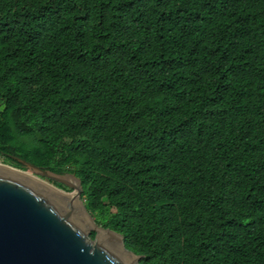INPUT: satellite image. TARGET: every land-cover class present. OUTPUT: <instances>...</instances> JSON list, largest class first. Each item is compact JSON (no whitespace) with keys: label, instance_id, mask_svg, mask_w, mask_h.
Instances as JSON below:
<instances>
[{"label":"trees","instance_id":"16d2710c","mask_svg":"<svg viewBox=\"0 0 264 264\" xmlns=\"http://www.w3.org/2000/svg\"><path fill=\"white\" fill-rule=\"evenodd\" d=\"M10 156L140 264H264V0H0Z\"/></svg>","mask_w":264,"mask_h":264},{"label":"water","instance_id":"95a60500","mask_svg":"<svg viewBox=\"0 0 264 264\" xmlns=\"http://www.w3.org/2000/svg\"><path fill=\"white\" fill-rule=\"evenodd\" d=\"M10 157L26 171L0 167V264H140L121 235L95 224L81 200L79 178Z\"/></svg>","mask_w":264,"mask_h":264},{"label":"bare ground","instance_id":"6f19581e","mask_svg":"<svg viewBox=\"0 0 264 264\" xmlns=\"http://www.w3.org/2000/svg\"><path fill=\"white\" fill-rule=\"evenodd\" d=\"M0 167L6 168L3 164H0ZM10 172H14V173H17V174H20V175H24V176L29 177V178H31V179H33V180H35V181H37V182H39V183H41V184L46 186L45 183H43L42 181H40L39 179L35 178L34 176H32V175H30L28 173H24L22 171H17V170H13V171H10ZM67 181L70 184H75L74 180H72V179H67Z\"/></svg>","mask_w":264,"mask_h":264},{"label":"rangeland","instance_id":"374dc122","mask_svg":"<svg viewBox=\"0 0 264 264\" xmlns=\"http://www.w3.org/2000/svg\"><path fill=\"white\" fill-rule=\"evenodd\" d=\"M0 164L8 165V164L4 161L3 158H0ZM62 189L65 190V191H67V192L71 191V190H69V189H67V188H64V187H63ZM82 202H83V201H82ZM83 203H84V202H83ZM109 212H110V213H113L114 211H113L112 209H110ZM91 230H92V229H90L89 231H91ZM91 233H94V232L91 231ZM91 233L89 234L90 237H92ZM94 234H95V233H94ZM94 236H95V235H94ZM94 236H93L92 238H94Z\"/></svg>","mask_w":264,"mask_h":264},{"label":"flooded vegetation","instance_id":"af4514ba","mask_svg":"<svg viewBox=\"0 0 264 264\" xmlns=\"http://www.w3.org/2000/svg\"><path fill=\"white\" fill-rule=\"evenodd\" d=\"M59 188H61V187H59Z\"/></svg>","mask_w":264,"mask_h":264}]
</instances>
